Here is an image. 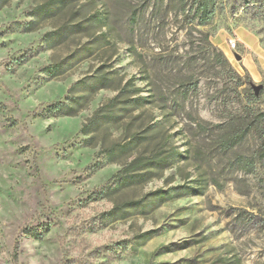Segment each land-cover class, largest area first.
Here are the masks:
<instances>
[{
    "label": "clouds",
    "instance_id": "1",
    "mask_svg": "<svg viewBox=\"0 0 264 264\" xmlns=\"http://www.w3.org/2000/svg\"><path fill=\"white\" fill-rule=\"evenodd\" d=\"M182 2L176 0V7L161 17L167 23L160 36L141 40L139 35L130 38L123 27L127 0H108L111 16L104 23L89 19L97 10L85 7L89 0H77L66 17L69 26H78L77 34L70 33L54 51L56 62L66 67L55 73L45 66L29 81L35 84L31 91L41 90L44 99L26 114L25 125L37 141L36 163L43 161L33 174L41 190L51 194L40 200V211L24 226L33 238L41 236L34 243L42 264H79L85 250L103 242L84 227L72 202L77 192L73 182L113 160L119 167L110 184L125 174L152 177L114 198L129 241L145 253L158 244L194 245L154 257L153 264L180 257L192 264H216L234 256L251 264L264 250V230H245L237 220L243 210L264 216L262 161L257 158L251 171L237 170L232 178L221 172L237 156L259 155V144L242 152L233 141L243 131L241 117L264 112V31H259L264 19L242 18L243 0L234 16L230 0H221L223 11L209 4L204 19L185 21L187 9L178 14ZM80 9L78 17L69 18ZM73 55L79 59L69 64ZM54 77L63 87L49 96L46 85ZM223 100L230 101L227 107ZM69 117L75 120L70 127ZM52 161L59 167L53 168ZM69 161L76 163L69 166ZM157 190H163L165 201ZM161 225L176 227L164 230L158 240L143 239L142 234ZM40 226L43 230L35 233ZM6 246L5 230L0 247ZM15 251L19 258L14 264H34L23 244Z\"/></svg>",
    "mask_w": 264,
    "mask_h": 264
},
{
    "label": "rangeland",
    "instance_id": "2",
    "mask_svg": "<svg viewBox=\"0 0 264 264\" xmlns=\"http://www.w3.org/2000/svg\"><path fill=\"white\" fill-rule=\"evenodd\" d=\"M76 2L77 0H0V234H4L6 230L8 241V246L0 247V264H14L19 258L15 248H19L21 244L25 249H29L28 255L34 264H42L41 252L34 243V239L40 240L41 236L35 235L33 238L28 227L24 226L25 221L32 220L33 214L40 211L42 207L40 200L51 194L41 190L39 178L33 174L40 170L43 161L36 163L38 157L33 146L37 141L32 140L33 133L25 125L26 114L43 104L44 99L39 94L41 90L31 91L35 84L30 85L29 81L45 66L55 73L62 72L66 67L65 64L56 62L54 51L62 43H66L70 33L77 34L78 26H69L66 19L68 10ZM230 2L235 16L240 9L241 0ZM243 5L242 18L264 19V0H243ZM85 7L89 11L92 8L97 9L92 13V17H89L97 23L107 22L111 16L108 0H89ZM125 7L127 20L123 27L129 37L134 39L139 35L141 40H145L149 35L160 36L167 23L161 17H166L167 12L176 7V0H169L167 5L164 0H144L139 4L127 0ZM196 7V0H183L179 4L178 14L187 9L185 21L195 19L199 16ZM149 8L152 9L150 14ZM216 8L223 11L224 4L221 0H215L213 10ZM82 11L83 9L73 11L69 18L78 17ZM157 20L159 23H156ZM259 31H264V28ZM78 59V56L73 55L68 63H76ZM237 59L241 57L237 56ZM46 87V94L55 96L61 91L63 84L54 77L47 82ZM221 103L227 107L230 101L223 100ZM240 120L243 131L235 138L233 145L238 146L242 152H251L259 144L260 147L256 148L259 155L237 156L235 160L226 163L221 172L227 178H232V173L237 170L251 171L257 158L264 166V112L255 117L249 112ZM74 124L75 120L69 117L67 126ZM228 150V148L224 150L225 154ZM56 155L59 156V153ZM51 163L53 168L59 167L56 161ZM75 163L68 162L69 166ZM118 167L119 162L113 160L112 164L98 167L87 176L80 175L74 178L73 186L77 188V192L72 202L77 205L84 227L89 229L90 234L103 241L85 250L86 257L79 261V264H153L154 257L175 255L193 247L190 241L170 245L158 244L154 245L152 251L145 253L141 250L142 246L141 249H137L129 241L122 217L118 218V205L114 198L120 196L126 187H134L137 183L146 184L152 177L145 172H138L136 177L129 178L124 184L120 181L110 184L108 180ZM50 173L51 170L46 174ZM157 191L161 194L160 200L165 201L163 190ZM237 220L245 230L251 228L264 230L262 215L243 210ZM114 224H119V227L114 228ZM175 227L176 225H161L160 229L149 230L148 233L142 234V237L155 241L164 230H172ZM42 230L43 226L33 229L35 233ZM261 258H264V250L257 252L251 264H259ZM45 264L51 262L45 261ZM64 264H67V261ZM158 264L192 262L188 257H180L175 261L161 259ZM216 264H241V258L234 256L217 261Z\"/></svg>",
    "mask_w": 264,
    "mask_h": 264
},
{
    "label": "trees",
    "instance_id": "3",
    "mask_svg": "<svg viewBox=\"0 0 264 264\" xmlns=\"http://www.w3.org/2000/svg\"><path fill=\"white\" fill-rule=\"evenodd\" d=\"M214 3H215V0H196V13L199 15V17H203L205 18L206 17V14L208 13L209 11V4L211 5V8L213 9L214 8ZM138 167H140L138 165ZM137 175L134 174H125L123 175L121 178H120V183L124 184L127 182V180L130 178H133V177H136Z\"/></svg>",
    "mask_w": 264,
    "mask_h": 264
}]
</instances>
